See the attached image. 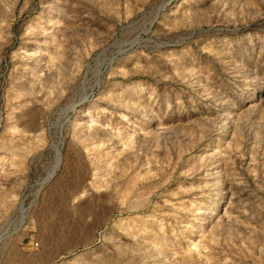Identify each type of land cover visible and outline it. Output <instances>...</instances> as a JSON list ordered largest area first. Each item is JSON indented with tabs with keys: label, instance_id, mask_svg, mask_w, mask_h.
<instances>
[{
	"label": "rangeland",
	"instance_id": "1",
	"mask_svg": "<svg viewBox=\"0 0 264 264\" xmlns=\"http://www.w3.org/2000/svg\"><path fill=\"white\" fill-rule=\"evenodd\" d=\"M0 264H264V0H0Z\"/></svg>",
	"mask_w": 264,
	"mask_h": 264
}]
</instances>
